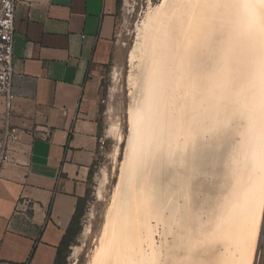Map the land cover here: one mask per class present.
Returning <instances> with one entry per match:
<instances>
[{
  "label": "bare ground",
  "instance_id": "1",
  "mask_svg": "<svg viewBox=\"0 0 264 264\" xmlns=\"http://www.w3.org/2000/svg\"><path fill=\"white\" fill-rule=\"evenodd\" d=\"M143 32L119 186L90 264H253L264 0H163Z\"/></svg>",
  "mask_w": 264,
  "mask_h": 264
},
{
  "label": "crops",
  "instance_id": "2",
  "mask_svg": "<svg viewBox=\"0 0 264 264\" xmlns=\"http://www.w3.org/2000/svg\"><path fill=\"white\" fill-rule=\"evenodd\" d=\"M119 0H19L0 96L19 140L0 161V264H54L99 154L100 96ZM92 172V175H91Z\"/></svg>",
  "mask_w": 264,
  "mask_h": 264
},
{
  "label": "rangeland",
  "instance_id": "3",
  "mask_svg": "<svg viewBox=\"0 0 264 264\" xmlns=\"http://www.w3.org/2000/svg\"><path fill=\"white\" fill-rule=\"evenodd\" d=\"M162 1L119 0L100 96L101 134H107V141L99 150L89 182L81 230L72 240L63 264H90L115 202L130 134V109L136 94L138 49L143 41L145 17ZM158 236L154 234L156 242ZM253 264H264V209Z\"/></svg>",
  "mask_w": 264,
  "mask_h": 264
},
{
  "label": "built area",
  "instance_id": "4",
  "mask_svg": "<svg viewBox=\"0 0 264 264\" xmlns=\"http://www.w3.org/2000/svg\"><path fill=\"white\" fill-rule=\"evenodd\" d=\"M19 0H0V96L7 95L13 74V38L15 23V6ZM0 149L1 163L10 160L8 147L19 140L17 129L6 120ZM99 148H104L107 134L97 137Z\"/></svg>",
  "mask_w": 264,
  "mask_h": 264
},
{
  "label": "trees",
  "instance_id": "5",
  "mask_svg": "<svg viewBox=\"0 0 264 264\" xmlns=\"http://www.w3.org/2000/svg\"><path fill=\"white\" fill-rule=\"evenodd\" d=\"M92 175V172H91ZM89 193V189L87 190V194ZM85 198H81L78 200L75 213L73 215V218L70 222V225L65 233V235L62 238V241L58 247L57 256L55 259L54 264H63L65 257L67 255L68 249L70 244L72 243V240L79 234L81 230V217L84 214V204H85Z\"/></svg>",
  "mask_w": 264,
  "mask_h": 264
}]
</instances>
